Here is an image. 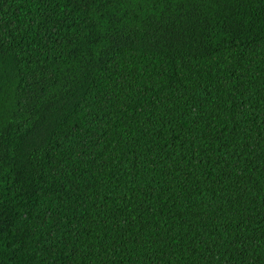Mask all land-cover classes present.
<instances>
[{"label":"trees","instance_id":"obj_1","mask_svg":"<svg viewBox=\"0 0 264 264\" xmlns=\"http://www.w3.org/2000/svg\"><path fill=\"white\" fill-rule=\"evenodd\" d=\"M0 264H264V0H0Z\"/></svg>","mask_w":264,"mask_h":264}]
</instances>
